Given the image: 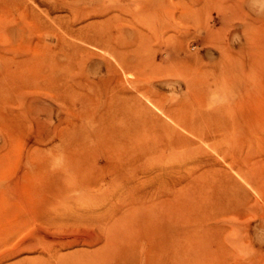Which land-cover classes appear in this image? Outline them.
I'll return each instance as SVG.
<instances>
[{
	"label": "rangeland",
	"instance_id": "obj_1",
	"mask_svg": "<svg viewBox=\"0 0 264 264\" xmlns=\"http://www.w3.org/2000/svg\"><path fill=\"white\" fill-rule=\"evenodd\" d=\"M263 72L264 0H0V118L17 124L0 130V264L41 261L62 240L70 245L59 254L76 264L102 248L105 232L142 243L122 217L138 205L117 202L121 189L84 192L82 207L57 215L44 210L51 196L32 195L36 162L61 169L62 137L105 127L115 102L165 136L149 173L134 176L144 184L133 201L168 205L176 194L183 229L217 224L210 235L223 264H264ZM210 169L232 194L200 219L211 211L205 197L221 195Z\"/></svg>",
	"mask_w": 264,
	"mask_h": 264
},
{
	"label": "bare ground",
	"instance_id": "obj_2",
	"mask_svg": "<svg viewBox=\"0 0 264 264\" xmlns=\"http://www.w3.org/2000/svg\"><path fill=\"white\" fill-rule=\"evenodd\" d=\"M253 99L257 100L255 96ZM106 113L104 117L105 127H102L100 130L88 131V134H82L80 130H72L69 132L72 138L69 136L62 137L60 148L63 161L65 162L61 169L56 168L57 170L50 171V169H47L48 163L45 159H40L36 162L37 166L34 169L37 171L36 180L38 181V189H34L35 187H33L35 190V192L32 193V195H34L33 200L35 197H40L38 192H45V194L51 196L52 199L48 200L44 210L46 211L51 208L50 210L54 212L60 210V207L66 205L70 206L71 204L76 206L81 205L82 207L83 203H81V199L83 201L84 196L82 193L84 192H91L92 190L98 191L103 187H106L105 190L107 191H105V193H109L113 189L114 192L115 189H121L123 192H120L124 198L122 201L117 202L126 203L130 200L133 204L138 205L134 211L131 210L133 211L132 213H124L122 217L125 219L124 222H134L129 226L133 231L131 233L136 236H141L142 243L134 240L135 243L132 242L131 245L125 246V243H127V241H125L127 239L126 237L124 238V236H117L119 234L114 235L105 232V235L102 234V236L104 235L103 239L98 240L102 242V248L86 257V259L80 260L84 263L77 262L76 264H136L134 255L136 246L138 245H141V250L143 249L144 252V264H223L224 259L219 257L216 253L219 245L212 235H210V232L213 231L214 227H217V224L214 227H209L206 225V222H203V224L197 225L195 229H183V227L180 226L181 222L177 211L176 194L174 196V201L168 205H164L162 202L159 204L160 202H156L157 200L153 201L156 203L149 202L150 204H145V201L144 203H140V201V204H137L136 201H133L134 199L136 200L137 194L143 192L144 184L143 182L135 180L134 176L138 173L144 175L149 173L147 164L153 160L150 155L158 151L159 145L164 143L163 140L165 136H163L162 132L155 131L145 120H138L123 103L115 102L113 106L109 105V110H107ZM115 119H118L119 122L116 123ZM8 121L13 128L15 127L13 131L17 133V124L15 121H11L10 119ZM8 121L6 122L5 117L0 118V130L5 133L12 131L9 128L10 125H8ZM12 122L14 123L11 124ZM147 129L151 130V133L149 130L146 131ZM164 129L166 131L168 130L166 127ZM173 155L174 152L170 153L169 156L172 157ZM101 157L105 159L107 165H109V172H111V174L108 176H105L106 174L102 175V171H100L101 168L97 166V160ZM1 165L0 163V166ZM211 169L207 172L209 174L208 176L213 178L217 174L215 170ZM223 179L217 175V179L214 180L212 185L213 192H219L221 195L214 196L213 198L211 196L205 197L212 202L210 207L211 211L207 214L205 213V217L204 214H202L200 219H208V217H211L212 210L218 209L219 203L222 204V201L226 200L229 194H232V189H230L231 183ZM6 186L7 185H5V187ZM9 186L12 187L11 184H9ZM39 186L41 189H39ZM8 190L11 189L8 188ZM5 191L3 192L6 193ZM74 191H79L77 197H69L67 195V193ZM118 193L115 192V194ZM207 194L208 192H206L205 195ZM8 200L9 202L12 201V199ZM106 200L107 202L109 201L107 198ZM17 201V204H21L24 209L29 210L31 208V199L28 197L26 198L23 194H20V198H18ZM96 202L93 201L86 205L85 208L88 212H95L97 207ZM70 207L72 208V206ZM69 210L71 211L70 208ZM106 214L108 215V213ZM54 215L57 214L54 212ZM97 215H99V213H97ZM75 216L76 215H74V217ZM114 219L116 218L114 217ZM96 220L98 221L99 219L96 218ZM119 223L120 220L118 224ZM69 245L70 243L62 240L55 244L57 249L48 252L46 257H41V261H36L34 258L28 262L22 260L19 264H70L65 256L59 254L62 248H66ZM14 253L15 252L5 253L2 258L5 260Z\"/></svg>",
	"mask_w": 264,
	"mask_h": 264
}]
</instances>
